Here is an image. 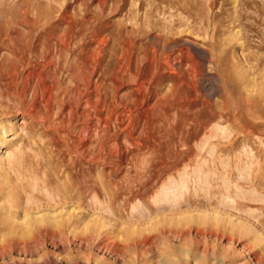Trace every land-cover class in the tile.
<instances>
[{
  "label": "rangeland",
  "instance_id": "rangeland-1",
  "mask_svg": "<svg viewBox=\"0 0 264 264\" xmlns=\"http://www.w3.org/2000/svg\"><path fill=\"white\" fill-rule=\"evenodd\" d=\"M204 261L264 264V0H0V264Z\"/></svg>",
  "mask_w": 264,
  "mask_h": 264
},
{
  "label": "bare ground",
  "instance_id": "bare-ground-1",
  "mask_svg": "<svg viewBox=\"0 0 264 264\" xmlns=\"http://www.w3.org/2000/svg\"><path fill=\"white\" fill-rule=\"evenodd\" d=\"M149 17V16H148ZM214 21V20H213ZM163 25V24H162ZM189 41V40H188ZM184 48V46H183ZM185 52L186 55H187V58L186 59H189V61H192L196 64H199V59H198V56H197V52H196V49H197V46L193 43H188L186 42V46H185ZM183 49V50H184ZM182 52V51H181ZM169 58V57H168ZM141 61V60H140ZM159 61V60H158ZM204 63V62H203ZM205 65V63H204ZM221 65V64H220ZM200 68V67H199ZM182 69V68H181ZM184 69V68H183ZM202 69V68H201ZM179 77V76H178ZM137 78V77H136ZM139 78V77H138ZM202 78V77H201ZM139 80V79H138ZM137 82V81H136ZM141 86V85H140ZM174 94V93H173ZM166 100V99H165ZM147 103V102H146ZM191 259V258H190ZM192 261V260H191ZM188 263V262H187ZM195 264V263H194ZM202 264H209V262H203Z\"/></svg>",
  "mask_w": 264,
  "mask_h": 264
}]
</instances>
